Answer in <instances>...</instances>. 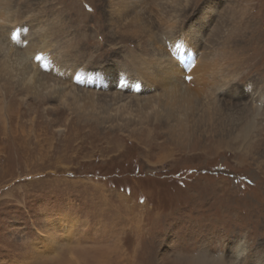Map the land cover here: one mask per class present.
<instances>
[{
  "label": "rangeland",
  "instance_id": "obj_1",
  "mask_svg": "<svg viewBox=\"0 0 264 264\" xmlns=\"http://www.w3.org/2000/svg\"><path fill=\"white\" fill-rule=\"evenodd\" d=\"M8 1L14 16L8 24L22 25L26 36L42 33L37 45L59 51L54 55L64 64L118 68L128 73V84L138 78L137 59L152 58L150 43H162L163 31L187 37L197 55L220 60L219 80L232 79V100L223 107L234 105L239 118L247 105L248 114L258 111L264 0H183L177 11L148 0L146 16L156 29L142 37L134 28L122 29L128 36L120 32L109 0ZM212 4L204 36L194 35L190 26L204 20ZM2 43L22 51L19 42ZM10 69L0 66V81L14 88V98L0 103V264H195L201 253L211 264L218 257L223 264H264V130L244 147L228 136L236 130L229 123L185 135L150 117L123 118L113 127L105 123L112 120L90 118L88 107L55 98L37 102ZM258 112L264 128V104ZM241 241L245 251L237 257Z\"/></svg>",
  "mask_w": 264,
  "mask_h": 264
},
{
  "label": "bare ground",
  "instance_id": "obj_2",
  "mask_svg": "<svg viewBox=\"0 0 264 264\" xmlns=\"http://www.w3.org/2000/svg\"><path fill=\"white\" fill-rule=\"evenodd\" d=\"M151 1H157L160 10L169 8L170 11H177V7L183 5V0ZM185 1L187 3L189 0ZM147 3L148 0H109L110 16L112 19L118 18L120 32L123 31L127 35V30L134 28L136 35L141 37L145 33L155 34V22L146 16ZM212 5L206 7L207 12L204 11L206 15L204 20L195 22L193 24L196 26L195 28L190 26L194 35L197 33L200 37L204 36V28L209 24L208 19L213 20L214 17L209 12L213 13L216 10L214 4ZM0 10H2L0 12L2 18L0 19V45L3 46L2 38H7L15 41V43H21L20 49H22V51L14 52L11 51L12 46L0 47V66H11V77L19 87L28 90L37 102L44 101V98H55L64 105L70 104L75 108L81 107L80 109L88 107L90 118H94L99 123L112 120V122L105 123H110L113 127L118 124L121 125L123 118L128 120L146 119L148 117L160 119L167 126L175 127V130H178L181 135L191 133L198 127L207 131V128L219 126L220 131L224 129L226 123H229L236 130L233 131L235 135L229 134L228 136L242 139L244 147L253 142V136L257 134V131L264 130L262 124L258 122L260 116L258 113H261L258 111L262 109L264 104V94L261 95L257 113H252V115L250 112L248 114L251 108L247 105L248 103L245 104L247 105L245 108L247 118L246 112L240 118L233 114L235 112L234 105L223 107L226 100V102L232 100V87L228 86L227 88L232 79L219 80L216 69L221 67L218 65L220 60L215 58L216 62L214 58L207 57V52L203 51L197 55V50L191 46V40L186 39L187 37L183 36L181 39L177 36L174 37L173 31H163L166 36L164 39L162 38V43L160 39L152 40L150 43L152 58L137 59L138 63L142 64L141 68L137 70L138 78L134 77L132 84H128L126 83L128 80L127 72L125 73L118 68H102L92 71L85 69L83 65L71 67L66 63L64 64L58 55H54L59 51L56 50L53 53L48 49H43L42 45H37L35 39L42 37V33L38 32L34 36L35 33L32 34L30 31L29 35L26 36L23 35L22 25L17 27L8 24L14 20L8 0H0ZM29 10L26 8L24 10L26 12L22 11L26 14ZM164 14L158 13L160 21H167L168 15L165 14V16ZM30 17H32L31 22L35 21L34 15L31 14ZM219 26H215L217 27V30L214 31L217 32L215 36H219L221 32ZM128 38L130 40V37ZM182 41L184 43L180 44ZM174 44L175 48L180 47L179 51L173 49ZM45 48H48V45ZM157 49L161 52V56L157 57L155 52ZM66 52L70 56L77 55L70 47L67 48ZM38 55H42L45 59L37 60L36 56ZM27 58H32L34 64L29 63ZM187 76L191 77V81L186 80ZM9 83L2 84L0 81V87L3 89L0 90V103L4 100L3 96L14 98V88L11 85L8 86ZM120 86H124V89L118 90L117 88ZM199 86H202V89ZM205 90L213 94L208 96ZM245 95L243 97H246ZM227 112L230 113L226 114ZM10 113L9 115H11ZM8 118L11 120L10 116ZM237 131L239 132L237 133ZM220 144L222 143L220 142ZM238 247V252L235 255L240 257L245 251L244 242L241 241ZM211 261L207 255L201 253L194 262H196L195 264H211ZM224 261L226 260L218 257L213 261V264H223Z\"/></svg>",
  "mask_w": 264,
  "mask_h": 264
},
{
  "label": "snow or ice",
  "instance_id": "obj_3",
  "mask_svg": "<svg viewBox=\"0 0 264 264\" xmlns=\"http://www.w3.org/2000/svg\"><path fill=\"white\" fill-rule=\"evenodd\" d=\"M36 59L37 60H44L45 58L42 55H38V56H36ZM188 79H191V77L189 76Z\"/></svg>",
  "mask_w": 264,
  "mask_h": 264
}]
</instances>
